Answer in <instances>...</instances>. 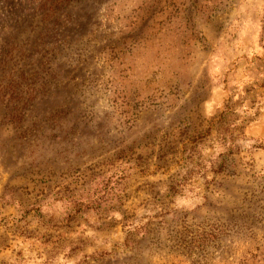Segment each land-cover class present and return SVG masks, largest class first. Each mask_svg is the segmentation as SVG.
Returning a JSON list of instances; mask_svg holds the SVG:
<instances>
[{
	"label": "rangeland",
	"instance_id": "374dc122",
	"mask_svg": "<svg viewBox=\"0 0 264 264\" xmlns=\"http://www.w3.org/2000/svg\"><path fill=\"white\" fill-rule=\"evenodd\" d=\"M0 264H264V0H0Z\"/></svg>",
	"mask_w": 264,
	"mask_h": 264
}]
</instances>
